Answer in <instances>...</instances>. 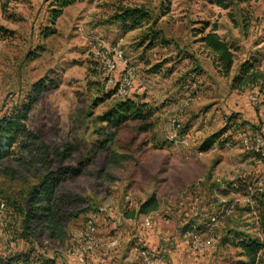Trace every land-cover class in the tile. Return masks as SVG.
I'll return each mask as SVG.
<instances>
[{
    "label": "rangeland",
    "instance_id": "rangeland-1",
    "mask_svg": "<svg viewBox=\"0 0 264 264\" xmlns=\"http://www.w3.org/2000/svg\"><path fill=\"white\" fill-rule=\"evenodd\" d=\"M60 4L0 0V120L30 102L0 159V260L144 264L148 252L161 264L245 261L234 239H262L252 199L264 198L254 144L264 140V90L235 89L234 74L252 42L264 54V0L230 17L209 0ZM126 8L147 15L139 28L115 19ZM204 24L236 48L226 77L200 41ZM115 50L122 62L108 71ZM125 100L146 104V119L99 121ZM51 177L32 205L29 194ZM153 196L157 210L137 214ZM18 209L31 213L27 230Z\"/></svg>",
    "mask_w": 264,
    "mask_h": 264
},
{
    "label": "trees",
    "instance_id": "trees-1",
    "mask_svg": "<svg viewBox=\"0 0 264 264\" xmlns=\"http://www.w3.org/2000/svg\"><path fill=\"white\" fill-rule=\"evenodd\" d=\"M74 1L75 0H59V2H61V7L71 5ZM209 1L211 4L219 7L220 9L228 11V15L230 17V9L233 6L244 3L247 4L249 2H256L257 0ZM146 16L147 15L140 10L126 8L121 14L116 16L115 19L123 23V25L130 21L131 24H129V27L131 29H136L140 27V21L146 18ZM55 17H57V13L53 15V21L55 20ZM208 27H210V29H208ZM205 29H208V32L200 38V41L203 43L204 47L214 56L215 66L219 69L221 74L226 77L232 70L234 63V51L236 48L219 37V35L216 33V25H206L204 27V30ZM144 39H148L150 41L149 46L153 44V38L145 37ZM234 75L235 89L242 90L245 88H258L260 91L264 90V69L262 71L255 70L249 61H244L242 64H240ZM29 107L30 102L23 106V108L18 113L19 116H5L0 120V159L8 155L9 149L14 144L16 136L15 131H17L19 128L23 129L22 124H20L21 119L25 118ZM148 115L149 110L146 108V104L134 100H125L117 104L114 108L110 109L105 115L98 117V119L101 123H104L107 128H109L111 125L119 126L121 123L128 120L142 121L146 119ZM142 130L145 131V128H142ZM211 139H213V137ZM211 139L209 138L208 143L203 146V150L206 151L211 146V142H213ZM73 174H76V172ZM54 182L55 180H53V177H51L47 183L41 186L43 193L39 192L36 195V192L33 190V192L29 194L32 205L39 201V194L48 195L50 193V188ZM261 201L252 199V203L261 208V211L258 214V226L262 235V239L251 238L250 236H243L234 239V247L239 250V256L245 258V261H239L236 264H264V198H262ZM157 208V202L153 196L146 202L140 204L136 213L140 215H147L156 211ZM18 211L26 218L22 224L25 225L24 229L27 230V218H29L31 213L27 211L23 212L22 209H18ZM22 237L25 236L23 235ZM27 257L28 256L18 255L1 259L0 264H28Z\"/></svg>",
    "mask_w": 264,
    "mask_h": 264
},
{
    "label": "built area",
    "instance_id": "built-area-1",
    "mask_svg": "<svg viewBox=\"0 0 264 264\" xmlns=\"http://www.w3.org/2000/svg\"><path fill=\"white\" fill-rule=\"evenodd\" d=\"M122 52L120 50H115L113 53V59L112 60H106L105 67L108 71H112L115 69L118 62H122ZM241 142L243 146L246 148L249 146V138L245 137L244 135H241ZM254 144H255V150L261 153L260 155L264 157V140H262L259 137H254ZM264 168V164H263ZM87 229L89 234H91L94 229L92 224L89 222L87 225ZM89 234L86 235L87 239L90 241ZM142 259L144 261V264H161V258L154 255H149L148 252L142 253Z\"/></svg>",
    "mask_w": 264,
    "mask_h": 264
},
{
    "label": "crops",
    "instance_id": "crops-1",
    "mask_svg": "<svg viewBox=\"0 0 264 264\" xmlns=\"http://www.w3.org/2000/svg\"><path fill=\"white\" fill-rule=\"evenodd\" d=\"M257 15H260V17L262 18L260 23H259L260 24L259 31H260V33L264 34V31H263L264 30V15H263L262 11L257 12ZM217 34H218V32H217ZM262 42H264V41H262ZM260 43L261 42H259L256 45L255 42H252L251 48L254 50H252L253 51L252 54H250L246 57L247 59L245 58L246 61H249L251 63V65L253 66V68L255 70H258V71H262L264 69V54L261 55L259 53V51L257 50L258 47H260L259 46ZM232 69H233V67H232ZM236 71H237V69H236Z\"/></svg>",
    "mask_w": 264,
    "mask_h": 264
}]
</instances>
